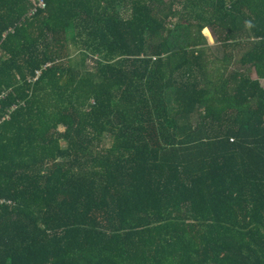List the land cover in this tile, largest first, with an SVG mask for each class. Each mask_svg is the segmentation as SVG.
<instances>
[{
  "label": "trees",
  "instance_id": "trees-1",
  "mask_svg": "<svg viewBox=\"0 0 264 264\" xmlns=\"http://www.w3.org/2000/svg\"><path fill=\"white\" fill-rule=\"evenodd\" d=\"M44 3L0 0V264H264V0Z\"/></svg>",
  "mask_w": 264,
  "mask_h": 264
},
{
  "label": "rangeland",
  "instance_id": "rangeland-1",
  "mask_svg": "<svg viewBox=\"0 0 264 264\" xmlns=\"http://www.w3.org/2000/svg\"><path fill=\"white\" fill-rule=\"evenodd\" d=\"M165 1H169V0H165ZM207 29V32H204L205 30H204V28H203V30H202V32H203V35L205 34L206 35V37H207V40H208V42L210 43V44H212V46L215 44L214 42H215V37H214V35L211 33V31H209V28L207 27L206 28ZM215 47V46H214ZM39 74V73H38ZM262 84H263V86H264V80L262 81Z\"/></svg>",
  "mask_w": 264,
  "mask_h": 264
},
{
  "label": "built area",
  "instance_id": "built-area-1",
  "mask_svg": "<svg viewBox=\"0 0 264 264\" xmlns=\"http://www.w3.org/2000/svg\"><path fill=\"white\" fill-rule=\"evenodd\" d=\"M35 4H36L37 6H41V7H43V6L45 5L44 0H35ZM38 73H39V72H37V74H38ZM4 95H5V93H1V94H0V100L4 97ZM5 119H8V116H7V115L2 116V117L0 118V124H1L2 121L5 120Z\"/></svg>",
  "mask_w": 264,
  "mask_h": 264
},
{
  "label": "crops",
  "instance_id": "crops-1",
  "mask_svg": "<svg viewBox=\"0 0 264 264\" xmlns=\"http://www.w3.org/2000/svg\"><path fill=\"white\" fill-rule=\"evenodd\" d=\"M207 42H208V40H207ZM208 45H210L212 47V44H210L209 42H208Z\"/></svg>",
  "mask_w": 264,
  "mask_h": 264
}]
</instances>
